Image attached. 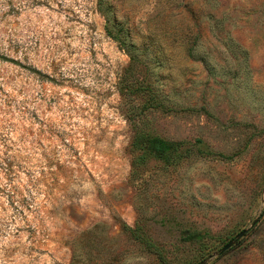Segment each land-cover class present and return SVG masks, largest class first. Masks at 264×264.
I'll return each instance as SVG.
<instances>
[{
	"label": "rangeland",
	"instance_id": "rangeland-1",
	"mask_svg": "<svg viewBox=\"0 0 264 264\" xmlns=\"http://www.w3.org/2000/svg\"><path fill=\"white\" fill-rule=\"evenodd\" d=\"M203 261L264 264V0H0V264Z\"/></svg>",
	"mask_w": 264,
	"mask_h": 264
},
{
	"label": "trees",
	"instance_id": "trees-1",
	"mask_svg": "<svg viewBox=\"0 0 264 264\" xmlns=\"http://www.w3.org/2000/svg\"><path fill=\"white\" fill-rule=\"evenodd\" d=\"M108 24H110V20L107 18V26ZM107 33L111 38H113L117 42L118 41L121 42V40L117 36L115 35L113 36L111 30H109L108 28H107ZM133 125L135 130V135L132 141V152L135 156L133 162V173H132L133 176L138 175L140 171L139 167L141 165V161L143 160L142 159L143 156H147L157 161H161L166 165H172L175 163L177 159L190 156V152L188 150L183 151V148L185 146L184 142L168 141L161 137L151 135L145 132L142 128H140L138 126L139 125L138 122H136ZM206 237H207L206 234L204 235L201 233H192L186 238V241L201 242ZM241 241L235 247H233V249L238 247ZM233 249H231L230 251H232Z\"/></svg>",
	"mask_w": 264,
	"mask_h": 264
},
{
	"label": "water",
	"instance_id": "water-1",
	"mask_svg": "<svg viewBox=\"0 0 264 264\" xmlns=\"http://www.w3.org/2000/svg\"><path fill=\"white\" fill-rule=\"evenodd\" d=\"M258 220H255L251 227H249L248 229H245L243 231H241L237 236H235V238L233 240H231L230 242H228L219 252L218 255L219 256H223L224 254H226L227 252H229L231 249H233V247H235L242 239H244L248 233L251 232V230L257 225ZM199 264H207L206 261H203Z\"/></svg>",
	"mask_w": 264,
	"mask_h": 264
}]
</instances>
